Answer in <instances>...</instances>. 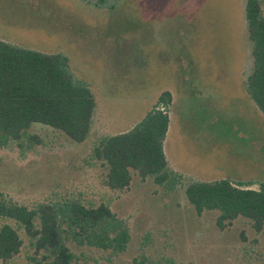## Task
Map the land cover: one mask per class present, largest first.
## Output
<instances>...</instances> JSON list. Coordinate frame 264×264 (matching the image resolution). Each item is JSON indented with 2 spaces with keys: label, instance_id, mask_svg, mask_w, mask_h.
I'll list each match as a JSON object with an SVG mask.
<instances>
[{
  "label": "rangeland",
  "instance_id": "374dc122",
  "mask_svg": "<svg viewBox=\"0 0 264 264\" xmlns=\"http://www.w3.org/2000/svg\"><path fill=\"white\" fill-rule=\"evenodd\" d=\"M0 0V39L46 53H61L96 100L89 137L77 143L34 123L42 143L22 155L0 148V193L32 206L72 196L109 203L126 220L125 251L68 243L72 264H264V227L237 217L220 230L216 210L197 215L184 194L191 180L264 182V116L248 96L253 63L245 0ZM264 17V0H260ZM171 94L164 152L182 176L167 191L133 174L123 191L104 186V169L89 160L95 140L133 127ZM22 247L0 264H28Z\"/></svg>",
  "mask_w": 264,
  "mask_h": 264
},
{
  "label": "trees",
  "instance_id": "16d2710c",
  "mask_svg": "<svg viewBox=\"0 0 264 264\" xmlns=\"http://www.w3.org/2000/svg\"><path fill=\"white\" fill-rule=\"evenodd\" d=\"M91 3L92 0H82ZM103 3V0H98ZM244 17L252 45L253 63L245 78L248 96L264 116V17L260 0H245ZM163 91L157 104L130 129L95 140L89 160L104 169L103 184L123 191L133 174L171 191L182 176L169 166L164 139L169 124L167 111L158 104H170ZM96 100L90 87L78 80L61 53H46L0 39V148L14 146L22 155L42 138L28 130L39 123L85 141L92 127ZM250 183L221 178L191 180L184 187L187 201L197 215L216 210L215 224L223 230L237 217L251 222L255 232L264 227V182L258 189ZM20 232L28 238L32 253L28 264H72L75 253L68 243L88 246L111 254L125 251L130 240L126 220L111 210L109 203L92 204L72 196L39 201L32 206L18 203L0 193V259L11 260L22 247ZM145 258L134 259L145 264Z\"/></svg>",
  "mask_w": 264,
  "mask_h": 264
}]
</instances>
